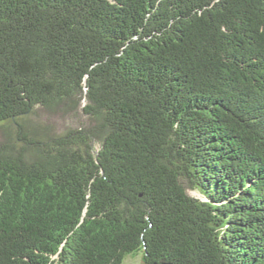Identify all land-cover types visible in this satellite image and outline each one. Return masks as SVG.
<instances>
[{
    "label": "trees",
    "instance_id": "1",
    "mask_svg": "<svg viewBox=\"0 0 264 264\" xmlns=\"http://www.w3.org/2000/svg\"><path fill=\"white\" fill-rule=\"evenodd\" d=\"M138 253L264 264V0H0V264Z\"/></svg>",
    "mask_w": 264,
    "mask_h": 264
},
{
    "label": "rangeland",
    "instance_id": "2",
    "mask_svg": "<svg viewBox=\"0 0 264 264\" xmlns=\"http://www.w3.org/2000/svg\"><path fill=\"white\" fill-rule=\"evenodd\" d=\"M41 121L53 123L55 126V129L58 132H62L66 130L67 127L76 126L79 124V122L86 123L88 122L87 117L80 111L78 117H70V116H60V115H49L45 111L38 110V118ZM187 185V184H186ZM187 192L194 196H200V194L192 188H188V185L186 186ZM141 254L138 253L136 255H129L125 258L122 264H138L141 261Z\"/></svg>",
    "mask_w": 264,
    "mask_h": 264
},
{
    "label": "water",
    "instance_id": "3",
    "mask_svg": "<svg viewBox=\"0 0 264 264\" xmlns=\"http://www.w3.org/2000/svg\"><path fill=\"white\" fill-rule=\"evenodd\" d=\"M187 185H188V188L190 187V188H192V189H195V190L200 194V196H194V195H191V194H189V193L187 192L190 196L195 197V198H197V199H200V200H202V201H206V200H207V198H206L201 192H199L196 188L192 187L190 184H187ZM187 185H186V186H187ZM185 188H186V187H185ZM186 191H187V188H186Z\"/></svg>",
    "mask_w": 264,
    "mask_h": 264
}]
</instances>
